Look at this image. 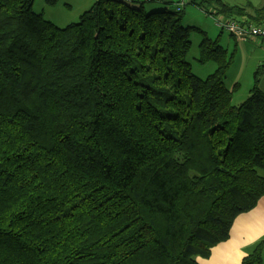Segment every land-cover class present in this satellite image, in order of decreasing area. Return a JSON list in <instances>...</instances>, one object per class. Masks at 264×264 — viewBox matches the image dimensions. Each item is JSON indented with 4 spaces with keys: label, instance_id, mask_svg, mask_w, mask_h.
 <instances>
[{
    "label": "trees",
    "instance_id": "obj_1",
    "mask_svg": "<svg viewBox=\"0 0 264 264\" xmlns=\"http://www.w3.org/2000/svg\"><path fill=\"white\" fill-rule=\"evenodd\" d=\"M176 1L96 0L60 29L34 0H0V264H199L264 198V62L233 105V53ZM192 3L264 24V0Z\"/></svg>",
    "mask_w": 264,
    "mask_h": 264
},
{
    "label": "rangeland",
    "instance_id": "obj_2",
    "mask_svg": "<svg viewBox=\"0 0 264 264\" xmlns=\"http://www.w3.org/2000/svg\"><path fill=\"white\" fill-rule=\"evenodd\" d=\"M93 3L94 0H34L32 9L35 14H40L44 20L62 29L77 23L80 15L87 11ZM162 8V5L157 3L146 4V10L148 11H158ZM166 9L172 10V6H166ZM184 10L188 11L190 14H197L195 20L190 21L189 18L191 17L186 15ZM184 10H182V25H184V27H193L197 31L204 32L210 39L216 40V37H219L220 45H230L228 51L233 53V60L226 73L224 85L229 90L233 85H237L232 93V104L235 106L239 105L249 97L250 90L254 86V72L263 63L261 60H257V56L259 55L256 54L258 51L251 55L254 56L255 59H251L250 55L247 54L248 52L244 54L240 48L242 44L250 43L249 41L245 39L240 40L244 41L243 43H236L234 41L235 39H231L227 32L217 29L213 21L207 18L202 11H195L189 7H186ZM202 21L207 22V26H203L205 29L201 28ZM197 31H193L190 34L191 49L186 56V61L190 65L191 72L195 77L205 79L214 72L216 66L213 63L200 64L197 62L199 56L198 44L201 41V36ZM226 40H229L228 44H226ZM257 88L261 92H264V73L258 78ZM260 174L264 177V171L260 172Z\"/></svg>",
    "mask_w": 264,
    "mask_h": 264
},
{
    "label": "crops",
    "instance_id": "obj_3",
    "mask_svg": "<svg viewBox=\"0 0 264 264\" xmlns=\"http://www.w3.org/2000/svg\"><path fill=\"white\" fill-rule=\"evenodd\" d=\"M95 1L96 0H94V2ZM221 1L229 5H241L244 2L249 1L251 5L254 7L259 6L261 4V0H221ZM188 7L195 11L201 12V10L198 9L196 6H188ZM184 13L189 17H191L189 18L190 21H194L195 17L197 16V14L195 13L190 14L188 11L185 10ZM206 17L209 18L208 16ZM201 25H202L201 28L205 29L203 26H207V22L202 21ZM229 36L231 37V39L233 40L235 39L231 35ZM216 39L219 42L220 38L216 37ZM234 41L236 43L244 42L237 39H235ZM246 41H249L250 43H245L241 45L240 48L243 51V53L245 54L246 52H248L247 54H249L251 59L254 60L255 57L251 55H253L254 52L258 51V53L256 54L259 55L257 56V60H261V62H264V44L258 42L257 40L247 39ZM228 42L229 40H226V44H228ZM220 46L223 49H225L228 53H230V51H228L229 50L228 47L230 45L226 46L225 44L224 45L222 44ZM234 86L236 85H233L232 88H234ZM259 242H264V198H261L251 211L244 213L235 219L233 226L230 230L229 238L226 242H223L215 246L211 250V254L208 259H197V262L199 264H240L242 259L246 255H248L252 251L253 247ZM260 264H264V250L262 252V261Z\"/></svg>",
    "mask_w": 264,
    "mask_h": 264
},
{
    "label": "built area",
    "instance_id": "obj_4",
    "mask_svg": "<svg viewBox=\"0 0 264 264\" xmlns=\"http://www.w3.org/2000/svg\"><path fill=\"white\" fill-rule=\"evenodd\" d=\"M124 2H133L135 0H122ZM194 6L192 0H177L172 4L176 12L183 10L185 7ZM216 28L220 31L227 32L237 40H257L264 44V24L262 26H252L240 24L236 21L225 19L221 16H208Z\"/></svg>",
    "mask_w": 264,
    "mask_h": 264
}]
</instances>
